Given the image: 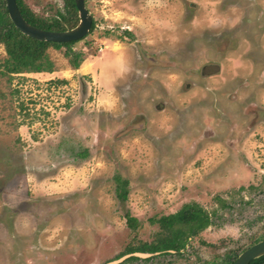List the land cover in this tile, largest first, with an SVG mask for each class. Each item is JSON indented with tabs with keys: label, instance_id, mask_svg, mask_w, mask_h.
I'll list each match as a JSON object with an SVG mask.
<instances>
[{
	"label": "rangeland",
	"instance_id": "obj_1",
	"mask_svg": "<svg viewBox=\"0 0 264 264\" xmlns=\"http://www.w3.org/2000/svg\"><path fill=\"white\" fill-rule=\"evenodd\" d=\"M85 2L79 69L3 75L0 45V264H110L188 204L211 224L180 254L119 264L239 257L264 239V0Z\"/></svg>",
	"mask_w": 264,
	"mask_h": 264
},
{
	"label": "trees",
	"instance_id": "obj_2",
	"mask_svg": "<svg viewBox=\"0 0 264 264\" xmlns=\"http://www.w3.org/2000/svg\"><path fill=\"white\" fill-rule=\"evenodd\" d=\"M16 1L24 19L38 29L51 32H64L74 29L79 23L78 11L74 0H63L64 9L57 11L50 18H42L36 15L25 5L23 0ZM94 26L93 22L90 33L93 32ZM76 43L56 44L39 42L23 35L11 23L6 1L0 0V45H3L6 52V59L1 66L3 75L52 74L54 73L55 65L48 54V50H61L62 48L66 49L64 56L69 60L70 66L77 70L84 61V54L73 51L72 46ZM58 83H63V81H58ZM77 156L78 158L86 159L89 156V151L84 150L81 153H77ZM119 183L117 197L120 202L124 203L128 197V182L119 181ZM126 217L130 227H133V223L138 222L128 214ZM157 223L161 228V234L156 243L152 246L139 248L135 252L170 255V251H174L180 254V251L185 247L188 237L196 236L211 224L208 214L197 204H188L177 214L162 217ZM135 252H129L128 254H134ZM237 259L238 256L233 258L228 255L223 264H234ZM135 260L138 259L135 257L128 259V261ZM250 264H264V256L252 261Z\"/></svg>",
	"mask_w": 264,
	"mask_h": 264
},
{
	"label": "water",
	"instance_id": "obj_3",
	"mask_svg": "<svg viewBox=\"0 0 264 264\" xmlns=\"http://www.w3.org/2000/svg\"><path fill=\"white\" fill-rule=\"evenodd\" d=\"M5 1L9 19L14 25V27L23 35L39 42L56 44L78 42L87 37L92 28L93 17L86 7L85 0H74L76 9L78 11L79 23L74 29L64 32L45 31L30 25L22 16L16 0ZM263 256L264 240L245 250L241 255H239L238 259L234 264H250L252 261L259 259ZM132 257L147 259L153 257V255L134 253L110 264H119Z\"/></svg>",
	"mask_w": 264,
	"mask_h": 264
},
{
	"label": "crops",
	"instance_id": "obj_4",
	"mask_svg": "<svg viewBox=\"0 0 264 264\" xmlns=\"http://www.w3.org/2000/svg\"><path fill=\"white\" fill-rule=\"evenodd\" d=\"M41 74H43V73H41Z\"/></svg>",
	"mask_w": 264,
	"mask_h": 264
}]
</instances>
